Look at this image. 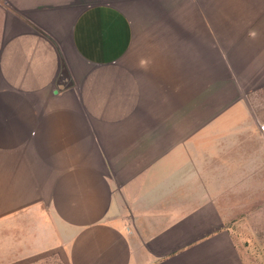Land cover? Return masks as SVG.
<instances>
[{"label": "crops", "instance_id": "0c3cea01", "mask_svg": "<svg viewBox=\"0 0 264 264\" xmlns=\"http://www.w3.org/2000/svg\"><path fill=\"white\" fill-rule=\"evenodd\" d=\"M263 122L264 0H0V264H253Z\"/></svg>", "mask_w": 264, "mask_h": 264}, {"label": "rangeland", "instance_id": "374dc122", "mask_svg": "<svg viewBox=\"0 0 264 264\" xmlns=\"http://www.w3.org/2000/svg\"><path fill=\"white\" fill-rule=\"evenodd\" d=\"M239 206L241 202H239ZM236 218V240L246 258L253 264H264V210L253 211L252 216L242 209ZM243 216L241 217V215Z\"/></svg>", "mask_w": 264, "mask_h": 264}, {"label": "built area", "instance_id": "2783aa9c", "mask_svg": "<svg viewBox=\"0 0 264 264\" xmlns=\"http://www.w3.org/2000/svg\"><path fill=\"white\" fill-rule=\"evenodd\" d=\"M259 130L262 134H264V122L259 125Z\"/></svg>", "mask_w": 264, "mask_h": 264}, {"label": "water", "instance_id": "95a60500", "mask_svg": "<svg viewBox=\"0 0 264 264\" xmlns=\"http://www.w3.org/2000/svg\"><path fill=\"white\" fill-rule=\"evenodd\" d=\"M57 92V91H56Z\"/></svg>", "mask_w": 264, "mask_h": 264}]
</instances>
